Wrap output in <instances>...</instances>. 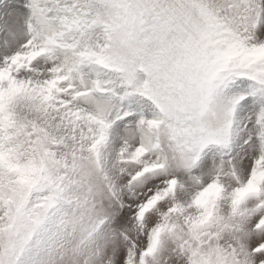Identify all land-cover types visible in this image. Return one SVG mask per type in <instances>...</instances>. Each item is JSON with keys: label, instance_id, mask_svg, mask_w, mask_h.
<instances>
[{"label": "snow or ice", "instance_id": "6c2138e0", "mask_svg": "<svg viewBox=\"0 0 264 264\" xmlns=\"http://www.w3.org/2000/svg\"><path fill=\"white\" fill-rule=\"evenodd\" d=\"M0 264H264V0H0Z\"/></svg>", "mask_w": 264, "mask_h": 264}]
</instances>
